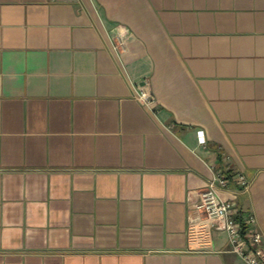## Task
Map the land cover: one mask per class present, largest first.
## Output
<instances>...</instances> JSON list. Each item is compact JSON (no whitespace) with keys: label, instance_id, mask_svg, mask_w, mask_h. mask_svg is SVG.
<instances>
[{"label":"crops","instance_id":"0c3cea01","mask_svg":"<svg viewBox=\"0 0 264 264\" xmlns=\"http://www.w3.org/2000/svg\"><path fill=\"white\" fill-rule=\"evenodd\" d=\"M215 168L264 245V0H0V264H246Z\"/></svg>","mask_w":264,"mask_h":264},{"label":"built area","instance_id":"2783aa9c","mask_svg":"<svg viewBox=\"0 0 264 264\" xmlns=\"http://www.w3.org/2000/svg\"><path fill=\"white\" fill-rule=\"evenodd\" d=\"M115 48L124 50V39L119 35L115 38ZM136 97L144 105L152 107L155 97L150 83L144 79L134 86ZM199 142L205 143L204 131H197ZM236 186H229V180L222 168L213 169L212 175L205 186L198 192V201L191 205L189 228L201 231L216 226L225 231L230 250L236 253L246 264H264V245L262 234L252 225L253 214L243 215L237 201L239 193L248 191L250 179L243 174L235 177ZM226 193V195H225Z\"/></svg>","mask_w":264,"mask_h":264}]
</instances>
